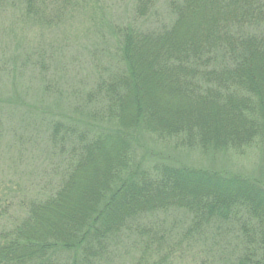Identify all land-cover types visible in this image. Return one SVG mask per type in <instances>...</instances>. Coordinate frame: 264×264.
Masks as SVG:
<instances>
[{
	"label": "trees",
	"instance_id": "trees-1",
	"mask_svg": "<svg viewBox=\"0 0 264 264\" xmlns=\"http://www.w3.org/2000/svg\"><path fill=\"white\" fill-rule=\"evenodd\" d=\"M7 6L38 43L22 33L6 72L0 42V77L28 75L63 98L69 41L54 54L39 42L74 19L91 87L73 91L69 120L0 101V127L39 125L48 146L32 174H16L24 149L7 168L0 264H179L189 251L192 264H264V180L175 155L264 152V0H0V14Z\"/></svg>",
	"mask_w": 264,
	"mask_h": 264
},
{
	"label": "rangeland",
	"instance_id": "rangeland-1",
	"mask_svg": "<svg viewBox=\"0 0 264 264\" xmlns=\"http://www.w3.org/2000/svg\"><path fill=\"white\" fill-rule=\"evenodd\" d=\"M159 7H162L161 5ZM88 15H91L88 14ZM17 15L15 12L7 10L4 13L0 14V42L4 44V60L2 62L6 72L10 71L9 55L11 54L14 45L17 43V38L23 33V29L16 24L15 19ZM89 17V16H88ZM68 26L73 25L71 29H65L61 34L51 33L46 34L39 42V46L43 47L46 45L48 54H54L57 45L61 40L69 41V47L65 52V66L67 68L65 79L63 82H60L59 89L65 92V96L61 98L57 93H51L46 96L43 95L42 87L40 86V81H34L33 78L28 79L26 75L22 81L13 83L11 77L8 75H1L0 77V101H12L14 107H18L16 110L17 113H24L28 115V111L36 113L40 110L38 109H47L52 115H57L56 111L62 112L63 119H72L73 117H79L80 111L77 110V104L72 97L73 91L79 92V94H85L91 87V81L86 79L85 66L86 55L82 51L76 50L77 45H83V40L79 38L74 40L72 39L75 35L83 32L81 24L74 20L66 24ZM72 32V33H70ZM63 33H65L64 36ZM33 33L27 34L23 33L25 40L29 43L37 45L38 39L34 38ZM37 34V33H36ZM30 48L26 47V51ZM16 50V49H15ZM78 51V53H76ZM19 53H23L18 51ZM57 52V50H56ZM26 53V52H25ZM14 54V52H13ZM24 55V54H23ZM72 60V61H71ZM1 67V66H0ZM2 71H0L1 73ZM4 72V71H3ZM88 72V71H87ZM32 76V75H31ZM11 106L10 104H8ZM33 108L29 110V108ZM48 107V108H47ZM51 107V108H49ZM59 112V113H60ZM82 112V111H81ZM10 113V112H8ZM19 116V115H17ZM41 118L43 115L40 113ZM61 118V114L59 116ZM74 118V119H75ZM65 121V120H63ZM66 122V121H65ZM23 125V126H22ZM16 124L11 120L2 119L0 127V186L4 183L5 176L14 177L11 173L12 170H7L8 166L11 165L14 161L19 158L18 152L20 149L25 150L24 159H22L21 164L18 162L15 164L17 166V175L28 176L33 173L32 167L36 164L39 159L43 161L47 156L45 151L48 150L46 139L42 132V128H39V125L26 127L22 122ZM34 129V130H33ZM155 150H162L165 153H171V146H156ZM174 152V151H173ZM172 152V153H173ZM264 152L259 153L258 150L252 149L246 151L243 155H229L225 158H216L214 161L207 160L208 158L200 156L198 152L195 151H178L175 155H178L183 161L192 164L195 167H213L217 169H227L233 172H240L242 174H247L250 176H255L264 180ZM148 156V154L142 156V158ZM141 158L138 157L137 159ZM213 164V165H211ZM5 174V175H4ZM9 189L16 188L14 185L7 184L4 186ZM3 187H0V190ZM195 252H187L182 258L179 264H192L191 256ZM208 262L210 261V255L207 257ZM115 264H126L123 259H120L115 262ZM128 264V262H127Z\"/></svg>",
	"mask_w": 264,
	"mask_h": 264
}]
</instances>
